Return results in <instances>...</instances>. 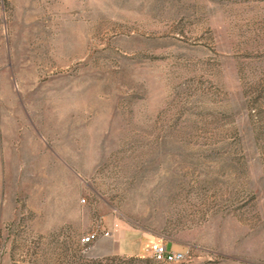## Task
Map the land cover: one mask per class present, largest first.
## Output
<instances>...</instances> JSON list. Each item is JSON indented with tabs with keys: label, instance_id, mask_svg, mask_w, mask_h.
<instances>
[{
	"label": "rangeland",
	"instance_id": "374dc122",
	"mask_svg": "<svg viewBox=\"0 0 264 264\" xmlns=\"http://www.w3.org/2000/svg\"><path fill=\"white\" fill-rule=\"evenodd\" d=\"M0 264H264V0H0Z\"/></svg>",
	"mask_w": 264,
	"mask_h": 264
},
{
	"label": "built area",
	"instance_id": "2783aa9c",
	"mask_svg": "<svg viewBox=\"0 0 264 264\" xmlns=\"http://www.w3.org/2000/svg\"><path fill=\"white\" fill-rule=\"evenodd\" d=\"M100 232L101 233L103 232L105 236L111 235V231L106 229H102L101 231L89 232L85 236H82L81 238L82 243L88 244L95 241L100 235ZM150 252H151V256L156 261L164 262V263L178 262V261H182L185 258L184 252L169 249L166 244H163L162 242L159 241L151 242Z\"/></svg>",
	"mask_w": 264,
	"mask_h": 264
}]
</instances>
